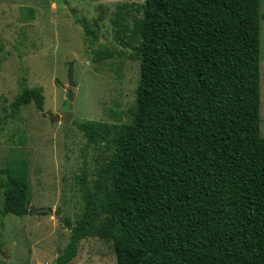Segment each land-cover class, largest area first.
Masks as SVG:
<instances>
[{"label":"trees","instance_id":"1","mask_svg":"<svg viewBox=\"0 0 264 264\" xmlns=\"http://www.w3.org/2000/svg\"><path fill=\"white\" fill-rule=\"evenodd\" d=\"M262 1L118 5L115 37L140 60L134 118L75 121L109 156L93 179L78 177L82 208L65 220L55 264L93 235L113 241L117 264H264ZM77 22L97 40L98 21ZM115 55L98 49L93 60ZM31 103L43 109V87L24 85L12 107ZM5 173L3 215L33 212L27 163Z\"/></svg>","mask_w":264,"mask_h":264},{"label":"rangeland","instance_id":"2","mask_svg":"<svg viewBox=\"0 0 264 264\" xmlns=\"http://www.w3.org/2000/svg\"><path fill=\"white\" fill-rule=\"evenodd\" d=\"M144 0H0V264H55L82 208L78 177L94 178L109 153L88 143L75 121L130 123L136 108L140 60L116 39L112 24L120 4L133 13ZM141 15V14H140ZM77 18L100 25L91 42ZM114 57L95 62L98 49ZM123 52V54H121ZM74 61V99L68 68ZM41 86L45 103L14 110L23 86ZM55 116L51 120L48 112ZM56 115H60L56 118ZM261 135L264 136V0L261 4ZM28 165L30 204L54 213L3 215L5 169ZM69 264H117L112 240L83 239Z\"/></svg>","mask_w":264,"mask_h":264},{"label":"water","instance_id":"3","mask_svg":"<svg viewBox=\"0 0 264 264\" xmlns=\"http://www.w3.org/2000/svg\"><path fill=\"white\" fill-rule=\"evenodd\" d=\"M68 79H69V82H68L69 87L67 89L68 98H67V101L65 103V108H64V110H66V111H68L70 109V103L74 99L73 89L75 87H77V84L74 82V61H70L69 62ZM48 114L50 115L51 120L54 121L55 116L53 115L52 111L48 112ZM59 117H60V115H56V118H59ZM27 208L29 210L33 211L36 214H41V213H44V212L50 213V214L54 213L53 209L50 208V207L37 208L35 206H32L31 204H28Z\"/></svg>","mask_w":264,"mask_h":264}]
</instances>
